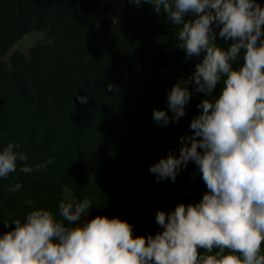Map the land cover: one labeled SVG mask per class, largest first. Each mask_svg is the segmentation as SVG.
<instances>
[{"label":"trees","instance_id":"trees-1","mask_svg":"<svg viewBox=\"0 0 264 264\" xmlns=\"http://www.w3.org/2000/svg\"><path fill=\"white\" fill-rule=\"evenodd\" d=\"M179 27L147 0L139 6L128 0H0V149L13 143L28 156L0 179V235L15 227L3 221H23L34 208L60 218L59 204L69 202L65 189L72 201L91 200L89 220L119 217L133 225L134 236L161 231L158 209L202 198L207 188L194 163L175 182L156 183L149 172L170 150L179 155L180 137L191 134L205 98L194 92L177 123L158 127L153 119L154 109H166L173 85L203 58H186L177 44ZM216 31L217 42L230 47ZM32 32L47 41L2 59ZM222 88L218 82L214 94ZM25 163L31 173L19 171ZM37 164L46 166L37 171ZM15 183L21 189L8 193Z\"/></svg>","mask_w":264,"mask_h":264},{"label":"clouds","instance_id":"clouds-1","mask_svg":"<svg viewBox=\"0 0 264 264\" xmlns=\"http://www.w3.org/2000/svg\"><path fill=\"white\" fill-rule=\"evenodd\" d=\"M147 2L181 26L177 44L186 58L203 54L193 74L168 92L166 109L153 110L157 126L179 122L194 92L205 96L191 120V134L180 137L179 155L170 150L149 172L156 183L175 182L191 162L207 191L198 202L158 209L161 231L155 235L134 236L133 225L119 217L82 219L92 207L88 197L62 201L60 218L34 208L23 221H3L15 227L0 235V264H264V6L257 0ZM189 14L194 18L186 19ZM217 28L220 37L232 41L230 47L217 42ZM114 88L108 85L110 93ZM77 99L88 102L86 96ZM16 147L8 143L0 149V179L28 160ZM33 170L27 163L19 167L25 174ZM21 187L15 183L7 192Z\"/></svg>","mask_w":264,"mask_h":264},{"label":"rangeland","instance_id":"rangeland-1","mask_svg":"<svg viewBox=\"0 0 264 264\" xmlns=\"http://www.w3.org/2000/svg\"><path fill=\"white\" fill-rule=\"evenodd\" d=\"M46 41H47V39L45 38L44 33L32 32V33L24 36V38L19 43H17V45L14 47V49L10 53H7L4 57H2V59L5 61H9L10 55L16 50H19L22 53L28 54L31 47L35 46L38 43H42V42H46ZM64 197L68 201L73 200L72 192L68 189L64 190ZM82 219L89 220V216L87 215V217H83ZM74 223H79V222H74Z\"/></svg>","mask_w":264,"mask_h":264}]
</instances>
